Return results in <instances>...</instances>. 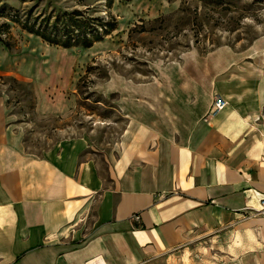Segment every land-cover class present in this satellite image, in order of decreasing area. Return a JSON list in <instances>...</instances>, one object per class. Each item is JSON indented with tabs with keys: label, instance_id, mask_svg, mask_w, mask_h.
Wrapping results in <instances>:
<instances>
[{
	"label": "crops",
	"instance_id": "0c3cea01",
	"mask_svg": "<svg viewBox=\"0 0 264 264\" xmlns=\"http://www.w3.org/2000/svg\"><path fill=\"white\" fill-rule=\"evenodd\" d=\"M152 71L100 84L125 119L104 169L81 134L26 152L0 94V264H176L195 235L217 231L226 257L264 264V216L253 215L264 196V47L188 52ZM51 80L33 84L37 118L74 107ZM214 95L227 103L209 114Z\"/></svg>",
	"mask_w": 264,
	"mask_h": 264
},
{
	"label": "rangeland",
	"instance_id": "374dc122",
	"mask_svg": "<svg viewBox=\"0 0 264 264\" xmlns=\"http://www.w3.org/2000/svg\"><path fill=\"white\" fill-rule=\"evenodd\" d=\"M72 9L112 17L116 28L90 47L62 48L0 17V94L24 130L26 152L41 155L60 137L81 134L88 138V155L100 169L125 125L116 111V95L98 90L108 78L147 79L157 66L188 52L264 47V0H237L227 9L195 0H112L110 7L106 0H0L1 11L19 18ZM10 76L23 83L12 82ZM48 80L64 86L63 93L74 100L66 116H35L31 106L35 98L29 103V90L34 96L33 84ZM259 125L264 137V106ZM228 238L222 231L195 235L189 252L176 264H253L252 259L243 263L226 257Z\"/></svg>",
	"mask_w": 264,
	"mask_h": 264
},
{
	"label": "trees",
	"instance_id": "16d2710c",
	"mask_svg": "<svg viewBox=\"0 0 264 264\" xmlns=\"http://www.w3.org/2000/svg\"><path fill=\"white\" fill-rule=\"evenodd\" d=\"M82 1V0H79ZM107 6L110 7L112 0H106ZM202 4L220 6L224 9L229 8V4H233L237 0H195ZM234 6V5H233ZM90 8L88 5L85 7ZM180 11H183L180 9ZM0 17H4L11 22L18 24L22 30L39 37L42 41L50 45L59 46L62 48L70 47H90L94 42L102 40L104 36L109 34L116 28V22L107 16H92L86 10H63L50 12L47 15H42L40 18L32 19L24 15V18H19L16 14L3 12L0 10ZM0 41L1 38H0ZM14 83L22 84L14 77H9ZM29 103L34 101L32 91L29 90ZM87 98V97H84ZM34 106V102L31 105Z\"/></svg>",
	"mask_w": 264,
	"mask_h": 264
},
{
	"label": "built area",
	"instance_id": "2783aa9c",
	"mask_svg": "<svg viewBox=\"0 0 264 264\" xmlns=\"http://www.w3.org/2000/svg\"><path fill=\"white\" fill-rule=\"evenodd\" d=\"M226 103L227 102L224 99H222L220 96L214 95L212 103H211L210 108L208 110L209 114L214 113L215 111L222 109L226 105ZM258 203H259L260 207L254 211L253 215L264 216V196L263 195L258 196ZM132 219L134 221H137L138 215L137 214L133 215Z\"/></svg>",
	"mask_w": 264,
	"mask_h": 264
}]
</instances>
